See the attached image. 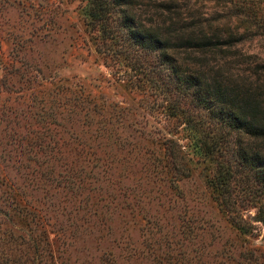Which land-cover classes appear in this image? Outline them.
Masks as SVG:
<instances>
[{"label": "rangeland", "instance_id": "374dc122", "mask_svg": "<svg viewBox=\"0 0 264 264\" xmlns=\"http://www.w3.org/2000/svg\"><path fill=\"white\" fill-rule=\"evenodd\" d=\"M88 1L0 0V76L5 72L2 66H10L17 79L13 87L23 90L34 83L24 81L28 75L58 79L92 97L95 114L106 112L112 136L107 144L101 139L102 145L89 149L112 160L110 180L118 188L111 203L112 220L105 222L112 229L106 233L105 225L100 232L75 227L59 213L49 216L44 229L0 224L1 263L125 264L108 255L117 252L113 240L122 235L126 244L145 253L166 240V253L156 255L154 264H264V220L253 219L256 206L243 205L242 216L253 229L241 232L213 195L209 180L214 161L198 151V139L203 128L208 129L198 121V113L205 120L204 109L192 104L191 94L175 91L173 82L165 87L156 73L154 53L126 42L117 9L102 10L103 26L109 28L104 34L101 22L88 15ZM231 1L133 0L128 11L135 22L162 28H171L173 22H228L244 31L239 47L264 58V33L249 17L238 20ZM165 136L180 146L187 165L183 173L153 167L147 159L156 152L164 157ZM183 223H200L203 228L195 235ZM184 235L190 239L184 241ZM244 248L259 259L246 262L228 256ZM178 249L197 250L201 258L188 259L191 253L182 256Z\"/></svg>", "mask_w": 264, "mask_h": 264}, {"label": "trees", "instance_id": "16d2710c", "mask_svg": "<svg viewBox=\"0 0 264 264\" xmlns=\"http://www.w3.org/2000/svg\"><path fill=\"white\" fill-rule=\"evenodd\" d=\"M133 3L89 0L88 15L101 22V32L106 34L109 28L103 26L106 15L102 10L117 9L126 42L139 51L154 53L156 73L165 87L173 82L175 91L191 94L192 104L204 109L205 120L199 113L197 116L208 129L203 128L198 151L214 161L209 180L213 195L237 230L252 233L253 226L243 218L241 209L251 203L256 206L253 219L264 220V58L241 49L244 31L228 22H173L171 28L153 22L145 25L129 14ZM231 6L238 20L249 17L264 33V0H233ZM2 68L0 224L9 223L19 230V225L30 231L44 229L49 216L59 213L75 227L100 232L105 225L109 232L111 224L105 222L112 220L111 203L118 188L110 180L112 160L89 149L102 145L101 139L107 144L112 136L108 115L103 110L95 114L93 98L69 83L28 75L24 81H34L31 86L14 88L15 71L10 66ZM162 142L164 157L153 153L147 158L149 163L183 173L187 165L178 142L166 136ZM184 225L195 235L203 228L200 223ZM189 239L183 236L184 241ZM113 241L117 252H109V258L125 264H154L156 255L166 253V240L154 249L146 248V253L131 242L126 244L125 236ZM178 253H191L188 259L201 258L197 250L178 249ZM228 256L246 262L259 259L249 248Z\"/></svg>", "mask_w": 264, "mask_h": 264}]
</instances>
